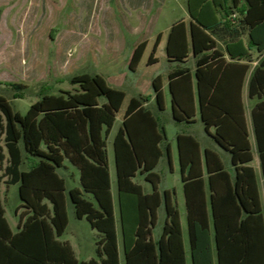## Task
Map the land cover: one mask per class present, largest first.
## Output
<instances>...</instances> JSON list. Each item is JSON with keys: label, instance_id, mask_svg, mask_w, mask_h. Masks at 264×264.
Here are the masks:
<instances>
[{"label": "trees", "instance_id": "1", "mask_svg": "<svg viewBox=\"0 0 264 264\" xmlns=\"http://www.w3.org/2000/svg\"><path fill=\"white\" fill-rule=\"evenodd\" d=\"M226 1L227 7L222 5L226 15L239 13L240 18L228 19L225 26L237 31L246 26L250 44L262 54L250 79V98L258 100L252 121L264 183V0ZM198 22L214 32L213 26L200 18ZM144 49L145 44L136 49L131 69L137 67ZM229 52L235 57L230 48ZM229 67L236 71L235 75L240 73V90L249 65H239L238 72L233 65ZM226 69L221 64L214 69L199 64L197 71L201 120L206 130L215 128V140L231 153L234 172L227 170L215 152L206 151L214 230L212 251L217 264H264L259 180L251 165L254 157L243 104L240 97L233 99L227 93L230 84L224 80ZM208 71L215 75L212 81L206 79ZM188 75L182 72L170 76L174 119L178 122H192L195 117L194 112H186L172 82ZM70 82L73 90L42 95L26 114L16 111L11 101L0 94V264H120L107 140L126 93L99 74L76 75ZM153 86L163 108L161 79L156 78ZM14 87L23 89L22 84ZM146 101L145 97L131 99L114 139L125 262L187 264L179 210L168 191H159L161 176L155 169L163 155V136L157 119L143 106ZM178 147L188 196L189 182L203 183L200 148L190 135H179ZM25 156L32 163L27 170L23 169ZM169 157L171 163L170 154ZM67 162L80 173L78 187L69 189L59 172L68 168ZM138 175L151 184L150 193L134 181ZM3 185L7 189L19 185L21 208L25 210L20 214L17 232L11 229L5 215ZM68 200L76 217L85 218L99 233L97 259L79 262L70 243L59 240L69 224ZM163 204L166 224L155 241L153 229ZM188 210L193 264H212L206 256L210 243L206 245L194 230L190 198Z\"/></svg>", "mask_w": 264, "mask_h": 264}, {"label": "crops", "instance_id": "2", "mask_svg": "<svg viewBox=\"0 0 264 264\" xmlns=\"http://www.w3.org/2000/svg\"><path fill=\"white\" fill-rule=\"evenodd\" d=\"M227 7L226 0H97V11H101L103 22L107 27V37L109 42L104 48L102 56L109 60L111 63L117 57H123L126 64L131 68V62L134 57L136 49L145 44V49L140 62L134 72L138 71L140 65L146 60V65L150 67H156L161 64H165V74H156L151 76V85L153 87V93L145 94L143 90H138L137 95L130 98L145 97L147 101L143 103L144 108L148 109L157 119L159 123V132L163 136L161 142V149L163 152L162 157L155 171L161 176V184L159 191L164 193L168 191L172 198V204H175L180 213L181 229L183 234V241L185 247V256L187 264H193L192 249H191V229L189 225V198L192 208L193 223L197 234L202 238L206 245L210 243L211 250L208 255L212 264H217L214 260L216 253L212 251L214 247V230L213 219L211 211V190L209 187V174L206 165V151L215 152L219 159L225 164L227 170L230 173L233 172L232 167V155L229 151L225 150L215 140V128L206 130L203 121L201 120V105L198 87L197 71L200 65L212 66L214 69L217 64L225 68L224 80L230 84L226 90L229 96L233 99L241 98L243 104L245 117L247 121L249 131V141L253 151L254 160L251 165L255 168L259 180V189L261 195V203L264 211V183L261 175L260 157L257 150L256 138L252 121V110L255 104L258 102L256 98H250V79L252 72L258 65V62L262 58V54L258 50L257 46H252L249 42V31L245 26L240 28V32L237 30H231L225 26L228 19H239L240 14L236 13L232 16H227L223 6ZM122 8V11L120 10ZM114 18L124 19L126 21V30L128 34L125 38L119 41L115 40V27L121 26L119 20L114 21ZM198 18L204 21L205 24H209L215 28L214 32L204 28L199 22ZM234 20V21H235ZM120 23V24H119ZM218 25V26H217ZM240 33V34H239ZM239 34V36H238ZM235 35V36H233ZM211 45V46H209ZM211 47V48H210ZM229 48L234 53L233 57ZM240 54H247L248 57L240 58ZM224 60V62H220ZM220 62V63H219ZM229 65H233V70H238L239 65H249V71L243 79V84L239 90V78L240 73L235 75L236 71H230ZM211 68V67H210ZM236 68V69H235ZM222 70V71H223ZM188 72V77H179L172 80L174 83V89L178 99L186 107V112L195 113V117L192 122H178L174 119V104L173 94L171 92V74ZM214 74L208 71L206 79L212 81ZM236 76V77H235ZM156 78L161 79L162 93L164 96V106L161 108L156 100L153 81ZM108 82V81H107ZM112 86V85H111ZM113 87V86H112ZM120 89L118 86L114 87ZM125 92V91H124ZM126 93V92H125ZM127 97V94H126ZM126 99V98H125ZM124 104V103H123ZM129 105V104H128ZM123 106V105H122ZM128 107V106H127ZM122 108V107H121ZM127 109V108H126ZM121 110V109H120ZM126 112V111H125ZM165 114H170V117H165ZM117 120V119H116ZM124 120V116H123ZM176 122L178 124H186L189 128L194 127L200 122L202 124V131L197 133L194 130L178 131L174 134L176 148L170 142L167 137L166 127L168 123ZM116 123V122H115ZM123 124V121H122ZM122 126V125H121ZM120 126V127H121ZM119 127V128H120ZM119 130V129H118ZM118 132V131H117ZM111 134V133H110ZM190 135L199 144L200 157L203 170V183L196 185L190 184L189 195L185 189L186 182L183 181L181 164H180V151L178 147V136ZM115 139V138H114ZM114 148V141H113ZM171 155V163L170 157ZM115 155V152H114ZM175 155L178 157L179 163V186L175 184L167 185L161 188L163 182V176L158 172V169L168 168L176 171L175 167ZM109 159V156H108ZM256 163L258 166H256ZM116 168V162H115ZM27 170V169H26ZM111 189L113 194L114 211L117 223L118 234V249H119V262L120 264H126L124 255L123 237L120 226L119 216V200L117 189V170H116V192L113 190V176L109 164ZM64 177V176H63ZM67 180L68 188L78 187L80 184V173L77 171L75 179L64 177ZM135 182L141 184L146 193L152 191V186L149 182H146L144 178L138 175ZM150 186V187H148ZM3 188V186H2ZM6 190H8L6 188ZM3 199V189H2ZM20 199V197H19ZM4 204V202H3ZM22 201L20 200L19 208L15 209V217L18 220L15 222V229L9 225L14 232L19 229L20 214L25 210L21 208ZM6 211V209H5ZM6 215V213H5ZM69 216V215H68ZM85 219V218H83ZM80 219V220H83ZM89 223V222H88ZM166 224V208L163 204L158 210L157 225L153 229V239L159 240ZM69 225V224H68ZM90 225V223H89ZM91 226V225H90ZM199 227V228H197ZM68 228V227H67ZM92 229L95 234L96 241L99 238L97 230ZM67 230V229H66ZM66 232V231H65ZM65 234V233H64ZM63 234V235H64ZM62 238V237H61ZM59 238V240H61ZM72 240V241H71ZM71 240H61L62 242H68L72 246L75 256L79 262H88L94 257L87 254V248L79 236V231H72ZM120 241H122V248H120ZM96 243V242H95ZM78 247L83 259L78 257V253L75 249ZM96 256H97V244H96ZM97 259V257L95 258Z\"/></svg>", "mask_w": 264, "mask_h": 264}, {"label": "rangeland", "instance_id": "3", "mask_svg": "<svg viewBox=\"0 0 264 264\" xmlns=\"http://www.w3.org/2000/svg\"><path fill=\"white\" fill-rule=\"evenodd\" d=\"M103 20L101 11H97V0H0V94L11 101L16 111L26 114L42 95L73 90L75 87L70 80L76 75L99 74L113 87L118 86L125 91L127 97L107 140L113 190L116 192L113 141L122 125L129 100L137 95L138 90H143L145 94L153 93L150 78L159 73L165 74L166 66L150 67L145 60L134 72L121 56L109 63L102 56L109 42L108 26ZM117 20L121 26L118 25V29L115 27L114 32L115 40L119 41L126 37L128 30L124 19L114 18V21ZM17 84H22L23 89L15 88ZM164 116L170 117V114ZM189 130L199 133L202 124L198 122L189 128L186 124L170 122L166 127L167 137L175 148L174 134ZM31 164L25 156L23 169L30 168ZM67 167L59 171L61 176L75 179L77 170L68 162ZM175 167L174 174L163 166L158 169L163 176L161 188L171 184L180 185L177 155ZM2 189L6 216L15 229L18 218L14 212L20 205L19 185H13L8 190L3 185ZM68 215L69 225L61 240H71L72 231L78 230L87 248L86 253L96 258V236L86 219L76 217L70 200ZM75 249L78 257L83 259L80 249Z\"/></svg>", "mask_w": 264, "mask_h": 264}]
</instances>
